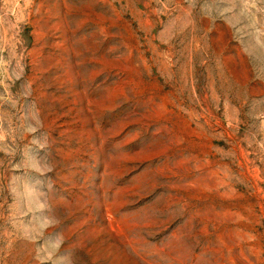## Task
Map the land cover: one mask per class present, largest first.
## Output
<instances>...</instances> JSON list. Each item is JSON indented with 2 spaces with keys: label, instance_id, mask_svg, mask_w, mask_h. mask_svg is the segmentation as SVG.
<instances>
[{
  "label": "rangeland",
  "instance_id": "374dc122",
  "mask_svg": "<svg viewBox=\"0 0 264 264\" xmlns=\"http://www.w3.org/2000/svg\"><path fill=\"white\" fill-rule=\"evenodd\" d=\"M0 264H264V0H0Z\"/></svg>",
  "mask_w": 264,
  "mask_h": 264
}]
</instances>
